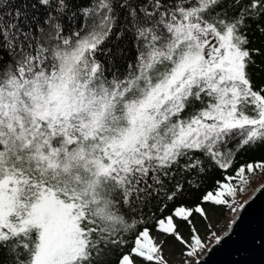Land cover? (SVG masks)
Returning a JSON list of instances; mask_svg holds the SVG:
<instances>
[{
    "label": "snow or ice",
    "instance_id": "snow-or-ice-1",
    "mask_svg": "<svg viewBox=\"0 0 264 264\" xmlns=\"http://www.w3.org/2000/svg\"><path fill=\"white\" fill-rule=\"evenodd\" d=\"M254 145L264 0H0V264H200Z\"/></svg>",
    "mask_w": 264,
    "mask_h": 264
},
{
    "label": "water",
    "instance_id": "water-1",
    "mask_svg": "<svg viewBox=\"0 0 264 264\" xmlns=\"http://www.w3.org/2000/svg\"><path fill=\"white\" fill-rule=\"evenodd\" d=\"M238 214L221 242L214 243L199 259L200 264H264V188L261 185Z\"/></svg>",
    "mask_w": 264,
    "mask_h": 264
},
{
    "label": "trees",
    "instance_id": "trees-1",
    "mask_svg": "<svg viewBox=\"0 0 264 264\" xmlns=\"http://www.w3.org/2000/svg\"><path fill=\"white\" fill-rule=\"evenodd\" d=\"M232 145L230 144L229 147ZM264 160V145L260 146H252L249 150L246 151H241L236 155L235 159V164L234 167H238L240 165H244L247 163H255L258 161ZM232 170H229V174H231ZM222 173L220 171H216L212 173L204 182L203 186L199 191H189L186 194V199L188 200L189 203H195L197 202V198L205 191L209 190L212 186V181L214 179L220 178ZM250 181L252 182L250 186H254L260 181L264 180V173H261L259 170H257L254 174H249ZM250 192L249 186L247 187L246 191L244 193H241L238 195V201H240L243 197L248 195ZM218 208L221 210L220 215H223L226 210H228L227 207H219Z\"/></svg>",
    "mask_w": 264,
    "mask_h": 264
},
{
    "label": "rangeland",
    "instance_id": "rangeland-1",
    "mask_svg": "<svg viewBox=\"0 0 264 264\" xmlns=\"http://www.w3.org/2000/svg\"><path fill=\"white\" fill-rule=\"evenodd\" d=\"M262 181H264V180H262ZM251 192H252V190H251ZM246 196L243 197L241 200L246 198ZM240 201H239V203H240ZM220 212H221V210L217 207L216 211L210 212L209 219L207 221H203V220L198 221L197 228L199 229V232H201V235H204V233L207 232L206 226H207V228H211V230H217L218 234L227 230V227H229L228 225H229L230 221L233 219L235 213L228 210L223 215H220ZM185 235H187L186 231H185ZM165 256L173 264H180V261L183 259V257H181V255H180L179 245L175 246V254H170L168 248L166 247L165 248Z\"/></svg>",
    "mask_w": 264,
    "mask_h": 264
}]
</instances>
